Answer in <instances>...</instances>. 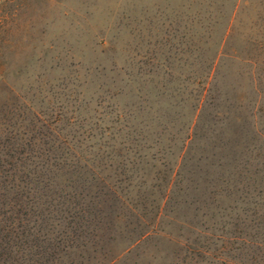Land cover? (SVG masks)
<instances>
[{
    "label": "rangeland",
    "instance_id": "1",
    "mask_svg": "<svg viewBox=\"0 0 264 264\" xmlns=\"http://www.w3.org/2000/svg\"><path fill=\"white\" fill-rule=\"evenodd\" d=\"M219 44L225 55L215 59ZM204 72H216V100L203 105L194 143L231 141L209 179L206 229L184 230L185 246H147L116 264H264V0H0V159L8 131L46 135L30 109L74 150L99 143L98 169L125 186L108 164L170 162ZM239 72L254 73L258 95ZM226 107L239 125L211 119Z\"/></svg>",
    "mask_w": 264,
    "mask_h": 264
},
{
    "label": "trees",
    "instance_id": "2",
    "mask_svg": "<svg viewBox=\"0 0 264 264\" xmlns=\"http://www.w3.org/2000/svg\"><path fill=\"white\" fill-rule=\"evenodd\" d=\"M218 47L215 59L224 54L221 44ZM228 57L251 62L235 51ZM242 73L258 95L254 73L237 74ZM200 77L205 86L190 108L174 158L158 166L139 158L135 162L120 159L119 168L108 164L114 177L116 169L124 175L127 183L122 187L116 178L103 176L94 162L99 143L87 152L74 150L52 123L28 109L30 123L34 127L38 122L46 135L35 133L25 139L8 131L5 139L7 147L0 159V264H116L147 246H185L184 230L202 233L206 228L201 218L215 209L216 192L209 179L224 166L223 152L229 151L231 141L213 133L217 139L205 137L194 143L195 122L204 112L203 105L216 100L210 94L216 72ZM212 118L214 123L225 121L227 127L229 122H242L230 107L214 111ZM118 145L128 151L124 142ZM108 147L112 152L116 146ZM147 169L152 171L146 173Z\"/></svg>",
    "mask_w": 264,
    "mask_h": 264
}]
</instances>
